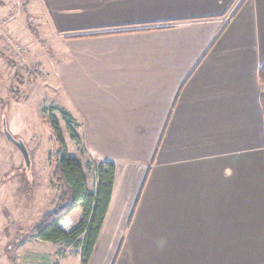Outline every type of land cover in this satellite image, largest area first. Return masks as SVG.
Listing matches in <instances>:
<instances>
[{"label":"crops","instance_id":"crops-1","mask_svg":"<svg viewBox=\"0 0 264 264\" xmlns=\"http://www.w3.org/2000/svg\"><path fill=\"white\" fill-rule=\"evenodd\" d=\"M43 2L63 108L114 164L87 264H264V0Z\"/></svg>","mask_w":264,"mask_h":264},{"label":"rangeland","instance_id":"rangeland-1","mask_svg":"<svg viewBox=\"0 0 264 264\" xmlns=\"http://www.w3.org/2000/svg\"><path fill=\"white\" fill-rule=\"evenodd\" d=\"M60 40L43 0H0V264H77L78 247L29 235L60 194L54 176L60 154L48 116L56 120L67 154L86 178L96 179L84 133L76 132L78 144L72 140L58 111L64 109L58 71L67 59ZM4 128L24 141L28 167Z\"/></svg>","mask_w":264,"mask_h":264},{"label":"trees","instance_id":"trees-1","mask_svg":"<svg viewBox=\"0 0 264 264\" xmlns=\"http://www.w3.org/2000/svg\"><path fill=\"white\" fill-rule=\"evenodd\" d=\"M258 78L264 84V62L258 71ZM58 111L65 119L71 139L78 144L79 137L74 130L75 120L67 110L58 108ZM48 117L57 143V153L60 154L54 171V176L60 183V194L53 208L42 215L29 235L45 242L74 245L79 249L80 263L87 264L109 204L114 164L108 161L93 162L96 181L94 190L89 191L79 161L67 154L56 120L52 116ZM75 209L82 212L81 219L71 230L62 229L58 224L60 219Z\"/></svg>","mask_w":264,"mask_h":264},{"label":"water","instance_id":"water-1","mask_svg":"<svg viewBox=\"0 0 264 264\" xmlns=\"http://www.w3.org/2000/svg\"><path fill=\"white\" fill-rule=\"evenodd\" d=\"M3 134L5 138L10 141L22 154V157L24 159L25 165L28 167L30 160H29V152L27 147L24 144V141L21 138H15L7 128L3 129Z\"/></svg>","mask_w":264,"mask_h":264}]
</instances>
